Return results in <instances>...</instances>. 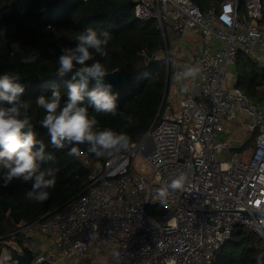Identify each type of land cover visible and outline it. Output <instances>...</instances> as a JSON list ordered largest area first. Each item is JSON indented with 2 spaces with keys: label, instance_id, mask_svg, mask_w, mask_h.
<instances>
[{
  "label": "built area",
  "instance_id": "2783aa9c",
  "mask_svg": "<svg viewBox=\"0 0 264 264\" xmlns=\"http://www.w3.org/2000/svg\"><path fill=\"white\" fill-rule=\"evenodd\" d=\"M134 11L156 21L163 45L154 57L164 59L168 79L186 69L169 46L173 31L196 29L219 44L193 53L200 71L188 92L177 100L166 90L163 110L126 150L95 161L79 147L90 170L81 193L0 241L18 240L21 251L9 253L31 250L30 264H213L242 225L261 239L264 264V104L231 75L241 52L264 67V0H222L206 10L193 0H136ZM236 110L255 133L247 160L219 137ZM180 175L183 187L170 188Z\"/></svg>",
  "mask_w": 264,
  "mask_h": 264
},
{
  "label": "trees",
  "instance_id": "16d2710c",
  "mask_svg": "<svg viewBox=\"0 0 264 264\" xmlns=\"http://www.w3.org/2000/svg\"><path fill=\"white\" fill-rule=\"evenodd\" d=\"M219 0H193L202 10L216 5ZM136 0H0V75L11 72L18 74V81L25 87L20 99L29 104V116L37 134L43 141L46 152L54 155L52 162L42 168L55 169L56 185L48 189L49 198L43 202L31 201L25 193L31 189L32 181L14 178L4 186L0 171V197L10 203V210L18 213L23 222H33L81 193L89 183V168L81 156H69L68 147L58 150L51 146L47 130L40 126L45 115L36 105L40 96L50 97L54 89L61 91L62 101L67 100L66 82L72 74H58V56L64 47L74 48L76 36L87 28L97 33L111 34L107 56L93 53L91 64L100 61L106 72L119 69L126 76V83L119 93L117 115L96 113L87 99L90 116H95L100 129L109 128L123 132L130 142L141 138L156 119L168 88L164 59L155 58L163 38L155 20L141 21L135 16ZM18 45V49L13 45ZM35 56L32 63L23 59ZM238 87L244 90L254 104H264V67L248 58H242ZM76 67H80L76 65ZM37 74L30 82L23 77ZM92 85L90 84V87ZM162 106V107H161ZM125 117L131 118V123ZM78 147L87 151V145ZM105 161L110 156L97 157ZM9 214L0 206V236L14 230ZM262 241L246 227L238 226L229 242L216 254L213 264H258Z\"/></svg>",
  "mask_w": 264,
  "mask_h": 264
},
{
  "label": "clouds",
  "instance_id": "9594fccd",
  "mask_svg": "<svg viewBox=\"0 0 264 264\" xmlns=\"http://www.w3.org/2000/svg\"><path fill=\"white\" fill-rule=\"evenodd\" d=\"M110 38L111 34L107 31L98 34L92 28L77 35L76 46L62 48L58 56L60 76L75 69L66 82L67 100L62 101L61 91L54 89L50 97L40 96L35 101L45 113L40 126L47 130L51 146L58 150L68 147L69 156L82 154L79 145H87V151L97 157L113 156L129 146L130 137L127 134L109 128L100 129L96 117L89 115L87 106H82L87 99L96 113L117 115L119 93H114L113 86L105 83L107 72L104 65L98 60L87 63L94 59L93 53L107 56ZM13 47L18 49V45ZM34 60L35 56H27L23 63L29 64ZM199 71L197 67H187L177 72L175 78L180 81L195 77ZM20 78L11 72L0 75V171L4 173V186L14 178L32 181L31 189L25 193L26 198L43 202L49 198L48 189L55 187L56 176L55 169L41 166L54 161L55 157L46 152L44 142L36 138L28 112L29 104L20 99L25 91V87L18 82ZM90 82H94L91 87ZM125 119L131 123L130 117ZM184 181L185 177L180 175L169 187L180 189ZM11 259V254L4 252L0 256V264H8Z\"/></svg>",
  "mask_w": 264,
  "mask_h": 264
},
{
  "label": "crops",
  "instance_id": "0c3cea01",
  "mask_svg": "<svg viewBox=\"0 0 264 264\" xmlns=\"http://www.w3.org/2000/svg\"><path fill=\"white\" fill-rule=\"evenodd\" d=\"M221 1L222 0H219L216 5H219ZM204 42H207L213 47L219 44V41L215 37H206L198 30L190 29L184 34L173 31L171 33V40L169 39V46L178 55L180 64L187 68L194 67L192 55ZM242 58L251 59L243 52L239 54L238 63L236 66L238 76L242 66V63L239 61H241ZM252 61L255 62L254 60ZM256 64L260 66L258 63ZM231 74L234 75L233 73ZM192 78L193 77H188L177 81L175 78V73L173 72L170 76V79H168L167 76L168 93L173 92L176 99L178 100L182 93L188 92L187 88ZM247 121L248 117L242 111L236 110L234 116L226 117L224 132L219 136L220 139H229L233 143V147L238 149V151L241 153V157L246 160L252 155L256 144L255 133L248 130Z\"/></svg>",
  "mask_w": 264,
  "mask_h": 264
},
{
  "label": "water",
  "instance_id": "95a60500",
  "mask_svg": "<svg viewBox=\"0 0 264 264\" xmlns=\"http://www.w3.org/2000/svg\"><path fill=\"white\" fill-rule=\"evenodd\" d=\"M74 72H75V69H73L72 72H69V74L73 75ZM37 78H38L37 74H32V75L23 77V81L30 82ZM93 83L94 82H90L91 85ZM105 83H110L113 86L112 90H121L126 83V76L119 69H115L113 71L107 72V75L105 76ZM0 206L4 213L9 214L10 217H12L14 223L18 224L22 221V218L18 213L10 210V203L1 197H0ZM24 252L25 253L11 251L10 254L12 255L13 258H16L20 264H30L33 258L32 252L29 249H25Z\"/></svg>",
  "mask_w": 264,
  "mask_h": 264
},
{
  "label": "rangeland",
  "instance_id": "374dc122",
  "mask_svg": "<svg viewBox=\"0 0 264 264\" xmlns=\"http://www.w3.org/2000/svg\"><path fill=\"white\" fill-rule=\"evenodd\" d=\"M232 73L234 74V75L231 74L232 76H237L238 75L237 69L236 68H232ZM142 160H144V156L143 155H138L136 157V165H137L138 169H140V170H141L140 163H141ZM157 212L161 213L162 210L158 208ZM11 249H15L17 251H21L22 244L18 240L7 239V238L0 241V256H2L4 252H8L9 253V251ZM11 257H12V255H11Z\"/></svg>",
  "mask_w": 264,
  "mask_h": 264
}]
</instances>
